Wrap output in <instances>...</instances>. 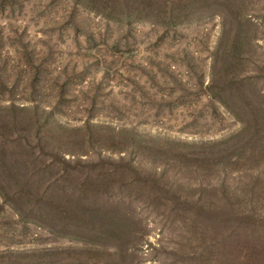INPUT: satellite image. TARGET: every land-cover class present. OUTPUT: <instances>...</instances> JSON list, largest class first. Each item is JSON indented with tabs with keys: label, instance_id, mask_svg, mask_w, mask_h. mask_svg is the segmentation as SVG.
I'll return each instance as SVG.
<instances>
[{
	"label": "rangeland",
	"instance_id": "rangeland-1",
	"mask_svg": "<svg viewBox=\"0 0 264 264\" xmlns=\"http://www.w3.org/2000/svg\"><path fill=\"white\" fill-rule=\"evenodd\" d=\"M139 1L0 0V264H264V0H240L262 118L234 140L205 90L241 78L223 0L166 32ZM101 223L118 250L89 245Z\"/></svg>",
	"mask_w": 264,
	"mask_h": 264
},
{
	"label": "trees",
	"instance_id": "trees-1",
	"mask_svg": "<svg viewBox=\"0 0 264 264\" xmlns=\"http://www.w3.org/2000/svg\"><path fill=\"white\" fill-rule=\"evenodd\" d=\"M223 11L226 14V16H221L222 18V25H221V33L219 35V38L216 43V49L224 46L225 49V56H227L229 65H231L233 68L236 67L238 70V75L241 77L237 82V88H234L235 92H229L225 91V94H222L224 91V88L228 87L229 83L224 80V74H220V71H216V64L211 66V78L209 81V84L205 86V90L208 93V95H211V98H215V102L219 103L221 106H223L227 111L233 114V116L237 119V121L241 122L243 126L241 129L235 134L233 137L227 139V140H234V138H244V134L247 132L249 128V122L247 117L252 116L253 119H258L259 121L262 118V114L258 115V110L256 111V108L259 109L258 106L255 108L253 107L252 103L259 101V95L255 94L257 91V88L254 87V93L250 94L249 91H247V88L252 85L250 81V77L246 76L243 73H248L247 71H242L239 66L240 64V57L241 56V50L240 46L242 44V39L240 38L241 33L245 30V34H247V28L243 27V21L245 20L246 13H244L247 6H245L240 0H223ZM137 6L139 8L137 10V14L132 17V21H144V22H150L151 24L159 25L162 27L165 32L171 28L176 27L179 24L186 23L187 21H191L194 18H197L198 16L193 14L194 9L199 8H215L217 9L216 0H141L137 3ZM80 7V6H78ZM190 7V12L187 14H184L183 9ZM98 12L101 15L109 18L114 19L111 16L110 12H107L106 8H98V10L94 11ZM118 19V18H115ZM247 21V20H246ZM226 25H229L228 31H226ZM220 55V54H219ZM218 55V56H219ZM216 59V58H215ZM214 59V60H215ZM251 71H254L252 69ZM240 72V73H239ZM218 73V74H217ZM233 82V81H232ZM236 82H233L235 84ZM221 84V86H220ZM0 86L4 87L1 75H0ZM239 86V87H238ZM227 93V94H226ZM244 93V94H243ZM240 97V100H242V104L239 107V111H234L232 109V105L230 104V101H233V99H237ZM252 95V96H251ZM0 101H6L4 98H0ZM6 109L5 107H3ZM262 111V110H261ZM263 112V111H262ZM249 114V115H248ZM228 142V141H227ZM215 144V143H212ZM65 167L67 169L69 168V163L63 158H61ZM50 166V164L48 165ZM93 178H89V180H92ZM4 195V194H3ZM95 225H93L94 227ZM101 227H99L98 231H101L100 235L95 234V231L91 230L89 234L87 235V238L91 239L90 246H95V249L102 250V251H108V250H118V245H121L124 241L120 236L115 235L113 230L106 228L102 223L100 224ZM123 240V241H122ZM59 264H63L62 262H59Z\"/></svg>",
	"mask_w": 264,
	"mask_h": 264
}]
</instances>
